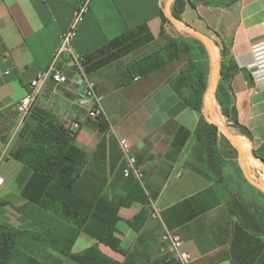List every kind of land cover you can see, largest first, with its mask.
<instances>
[{
  "label": "crops",
  "instance_id": "crops-1",
  "mask_svg": "<svg viewBox=\"0 0 264 264\" xmlns=\"http://www.w3.org/2000/svg\"><path fill=\"white\" fill-rule=\"evenodd\" d=\"M80 1L0 0V172L5 178L0 186V224L16 234L15 259L6 264H21L18 260L25 255L45 264H82L70 253L94 245L119 264H180L167 262L160 252L167 229L181 234L194 264H264V234H254L230 210L237 198L258 207L259 212L253 209L256 214H264V191L242 179L236 166L241 162L233 157H225L221 177L210 171L195 134L200 113L178 94L185 56L161 63L150 73L137 70L142 57L163 48L165 37L195 38L170 16L203 32L219 49L218 85L223 48L238 66L231 94L239 123L251 139L231 127L253 150L259 148L264 143V81L256 82L247 66L254 60L253 46L264 37V0H185L180 18L173 15L175 0H91L75 44L86 58V74L95 92L104 97L102 116L108 128L102 131L97 120L88 117L92 103L80 104L82 88L73 82L50 80L35 108L50 112L64 126L81 124L75 142L87 153L88 162L76 182L77 193L93 201L107 197L119 203L138 185L156 203L159 218L149 215L148 202L120 207L115 236L122 252L101 242L107 228L103 219L84 216L52 197L49 179L12 155L20 143L17 104L37 73L50 67L60 34ZM159 56L161 61L167 57L164 51ZM209 90L202 113L212 122L221 106L215 96L207 112ZM120 138L127 139L137 158L142 181L124 176ZM227 178L236 184L229 187ZM141 212L142 224L134 220Z\"/></svg>",
  "mask_w": 264,
  "mask_h": 264
},
{
  "label": "trees",
  "instance_id": "trees-1",
  "mask_svg": "<svg viewBox=\"0 0 264 264\" xmlns=\"http://www.w3.org/2000/svg\"><path fill=\"white\" fill-rule=\"evenodd\" d=\"M185 4V0H175L173 7L175 17L180 18ZM163 17L164 20H167L165 15ZM161 35L166 36L164 31L161 32ZM165 39L166 43L163 48L146 54L138 61L137 70L141 74L150 73L160 67L161 63L175 59L181 61L179 59L185 56V64L179 74L178 94L190 108L200 113L195 134L210 171L221 177L226 167L225 157H237L238 151L227 136L220 135L218 125L208 121L202 113L210 61L207 49L204 43L197 38L168 36ZM160 51H164L167 55L165 60H160ZM222 56V78L216 91V98L223 115L230 121V126L251 139L250 132L239 123L237 108L231 94V81L238 71V66L229 60V53L225 48L222 49ZM96 120L102 131L108 128L107 121L103 116ZM76 135L77 132L68 130L56 116L46 110L36 109L34 106L21 127L20 143L12 151V155L49 179L48 193L52 197L75 211L82 212L84 216L95 215L103 219L107 228L100 239L101 242L122 252L124 250L120 246V240L115 236L120 207L127 206L134 201L146 204L149 199L138 185L130 190L124 200L119 203L111 201L107 197L93 201L77 193L75 185L88 162V155L76 144ZM252 154L264 162V143L254 149ZM236 166L242 179L247 181L241 166L238 163ZM254 189L256 188L254 187ZM253 209L256 211L258 207L237 198H233L230 203V210L240 217L242 224L254 234L262 235L264 234V214H256ZM144 215L145 212H141L134 220H140V224H142ZM15 245L16 234L7 231L5 226L0 224V264H6L9 260L15 259ZM68 251L67 253H69ZM70 256L82 264H119L103 254L97 245L79 253H70ZM18 262L21 264H45L28 255Z\"/></svg>",
  "mask_w": 264,
  "mask_h": 264
},
{
  "label": "built area",
  "instance_id": "built-area-1",
  "mask_svg": "<svg viewBox=\"0 0 264 264\" xmlns=\"http://www.w3.org/2000/svg\"><path fill=\"white\" fill-rule=\"evenodd\" d=\"M91 8V0H81L78 2L69 25L60 34L59 45L53 53L50 67L45 71H40L31 80L26 93L17 104V122L22 127L26 118L34 108L38 95L46 84L51 80L57 84H77L79 91L78 99L80 104L92 103V108L88 110V117L97 119L102 116L103 96L95 92L94 82L86 74V58L80 54L76 48L75 40L79 32V27ZM252 52L254 60L248 64L247 68L251 72L256 82L264 81V37L253 46ZM10 69L6 70V74ZM72 75V76H71ZM68 130L76 132L81 128L80 122L72 121ZM119 142L124 154L125 165L122 169L125 177H135L142 181L143 170L137 163V158L132 154L131 148L126 138H120ZM5 185V178L0 172V186ZM149 215L152 218L160 217V210L153 200L146 204ZM184 239L180 233L173 230H165L161 235L160 252L169 263L194 264V257L191 252L185 250Z\"/></svg>",
  "mask_w": 264,
  "mask_h": 264
},
{
  "label": "water",
  "instance_id": "water-1",
  "mask_svg": "<svg viewBox=\"0 0 264 264\" xmlns=\"http://www.w3.org/2000/svg\"><path fill=\"white\" fill-rule=\"evenodd\" d=\"M170 19L178 25L184 26L190 30H192L195 34H197V36L199 37V39L204 43L208 53H209V57H210V62H209V66L211 63L210 68L208 69V78L209 81L207 80V88H209L212 91V99L214 101V98L216 96V91H217V87H218V80H219V75H220V60H219V54L216 56L215 52H214V48L217 47L216 44H214V42L203 32L192 28L191 26L187 25L185 22L178 20L176 18H173L170 16ZM212 101V103H213ZM214 123H216L218 125V127L220 128V125L215 122L214 120L212 121ZM226 136L232 141V143L234 145H236V149L238 151L239 154V160L241 162V166L243 168V172L244 175L246 177V179L254 186L258 187L259 189L264 191V186L261 185L260 183L256 182L255 180H253L249 174L247 173V170H245V166L244 164H242V161H244V152L243 150L239 147L238 145V139L236 138V136L234 134H232L231 132H229L228 130H225ZM252 154V153H251ZM253 157H255L252 154ZM257 158V157H256Z\"/></svg>",
  "mask_w": 264,
  "mask_h": 264
},
{
  "label": "bare ground",
  "instance_id": "bare-ground-1",
  "mask_svg": "<svg viewBox=\"0 0 264 264\" xmlns=\"http://www.w3.org/2000/svg\"><path fill=\"white\" fill-rule=\"evenodd\" d=\"M218 50L219 49L217 47L214 48V52H215L216 56L218 55ZM211 100L213 101V99H212V92L209 90L208 93H207V95H206V97H205V104H206L205 107H206L208 113H209V105H210ZM222 116L223 115L218 110H216L214 112V114L212 115V120H214L219 125H221L222 130H224L227 127H226L224 121L222 120ZM235 136L238 139V145H239V147L244 152V161H243V164L245 165L248 174L252 178L258 179L257 178V174L260 173V169H261V167H263L262 162L260 161L261 159L259 158L260 160H258L257 158H255V157L252 156L251 151H250V149H251L250 148V142L245 137H243L242 135H236V134H235Z\"/></svg>",
  "mask_w": 264,
  "mask_h": 264
},
{
  "label": "rangeland",
  "instance_id": "rangeland-1",
  "mask_svg": "<svg viewBox=\"0 0 264 264\" xmlns=\"http://www.w3.org/2000/svg\"><path fill=\"white\" fill-rule=\"evenodd\" d=\"M182 30H184V32H187V33H189V34H192L193 36H195V38H197V39H199V37L197 36V34H195L194 32H192V31H189L188 29H182ZM193 38V37H192ZM218 48V47H217ZM219 51V50H218ZM208 52V51H207ZM209 54V53H208ZM221 113H222V109H221ZM222 115H223V113H222ZM224 116V117H223ZM222 116V120L224 121V123H225V125H226V127L227 128H225L224 130H222V128H221V125H220V135H225L226 136V133H225V130H228L229 132H231L232 134H236V135H239L237 132H236V130L234 129V128H232L231 126H230V124L228 123V119H227V117L225 116V115H223ZM221 122V121H220ZM232 142V141H231ZM233 144V143H232ZM234 145V144H233ZM234 146H236V145H234ZM236 148V147H235ZM250 151H251V153H252V150H253V147H252V145H251V143H250ZM239 154H237V157H234L235 159H236V161H239ZM256 158V157H255ZM261 161H262V163H263V167H261V169H260V173H258L257 174V178L258 179H254V178H252L250 175V177L253 179V180H255L256 182H258V183H260L261 185H263L264 186V162H263V160L261 159ZM242 164H243V161H242ZM245 166V165H244ZM246 168V167H245ZM246 170V169H245ZM248 173V172H247ZM227 184H228V186L229 187H231V186H234L235 184H236V180L235 179H233V178H227Z\"/></svg>",
  "mask_w": 264,
  "mask_h": 264
}]
</instances>
